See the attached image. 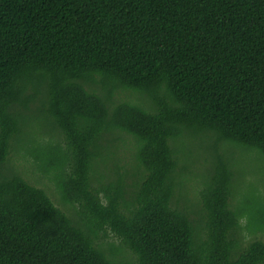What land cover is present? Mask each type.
Returning a JSON list of instances; mask_svg holds the SVG:
<instances>
[{
  "label": "trees",
  "instance_id": "obj_1",
  "mask_svg": "<svg viewBox=\"0 0 264 264\" xmlns=\"http://www.w3.org/2000/svg\"><path fill=\"white\" fill-rule=\"evenodd\" d=\"M251 157L264 0H0V264H264Z\"/></svg>",
  "mask_w": 264,
  "mask_h": 264
},
{
  "label": "rangeland",
  "instance_id": "obj_2",
  "mask_svg": "<svg viewBox=\"0 0 264 264\" xmlns=\"http://www.w3.org/2000/svg\"><path fill=\"white\" fill-rule=\"evenodd\" d=\"M201 147H204V153L201 155V158H205L206 156L209 157L208 154L210 152L206 151L205 144L200 145ZM238 155L235 154L234 158L238 160ZM250 160L245 161H239L235 167L236 177L238 178V181L240 182L239 188L241 189V192H245L248 190L253 189L255 191V194L260 195L264 197V159L263 158H249ZM200 161L193 166L189 168V171L185 175V180L183 182V189L186 193V198L188 200V204H191L193 201V197L195 196L197 188V178L195 174L198 173V165ZM32 184H34L33 181L30 180ZM36 186L39 188H43L47 190V193L49 197L52 199L53 203L58 206H60L59 198L55 192L54 185L48 181L45 178L40 179ZM238 198V197H236ZM179 201V207H184L186 205V202L183 198H178ZM259 238L261 236L259 235ZM264 239V236L262 237ZM107 242H112L114 245L118 246L119 241L112 237L111 235L109 238H107Z\"/></svg>",
  "mask_w": 264,
  "mask_h": 264
}]
</instances>
